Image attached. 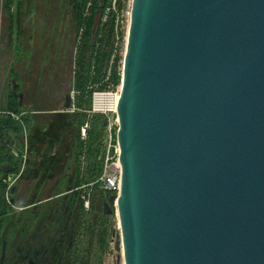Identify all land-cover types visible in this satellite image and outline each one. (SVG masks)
Segmentation results:
<instances>
[{"label":"water","instance_id":"1","mask_svg":"<svg viewBox=\"0 0 264 264\" xmlns=\"http://www.w3.org/2000/svg\"><path fill=\"white\" fill-rule=\"evenodd\" d=\"M117 116L124 264H264V0H132Z\"/></svg>","mask_w":264,"mask_h":264},{"label":"rangeland","instance_id":"2","mask_svg":"<svg viewBox=\"0 0 264 264\" xmlns=\"http://www.w3.org/2000/svg\"><path fill=\"white\" fill-rule=\"evenodd\" d=\"M72 1L15 0L11 8L7 10V0H0V93L2 95L0 111H10L8 99L12 94L11 81L17 78L20 86L19 93L24 94L23 111L29 112V115L24 118L28 126L29 144L33 131L40 128L46 129L50 127L49 124L57 125L58 119L54 112L64 113L66 95H71L73 92L75 57L81 35L73 19ZM131 7L132 0H127L121 8L117 6V13L120 16L119 19L116 17L114 37L117 38L122 63L126 50ZM30 118L29 124L27 120ZM69 134L72 137L73 132ZM66 136L68 137V129L60 134L62 138ZM44 148L46 145L37 148L38 153L35 156L38 157ZM3 155H0V160ZM35 156L30 154L28 157L25 173L29 168L30 173L21 175L18 189L22 188L24 191L35 185V188H40L39 195L43 198L44 195L49 194L51 190L49 187L56 183L58 178L48 176L41 169L36 172L35 167L38 162L40 164L41 159ZM7 164L9 163L0 162L1 202L9 197V189L2 182L4 167ZM43 176H46V179L39 184L37 179ZM26 194V198L23 196L19 202H16L18 204L16 208L23 207L22 203L25 206L34 203L30 201L31 193ZM112 224V236H114L112 249L108 252L109 254L106 253L104 257H101L100 262L124 264L121 232L116 216L113 217Z\"/></svg>","mask_w":264,"mask_h":264},{"label":"trees","instance_id":"3","mask_svg":"<svg viewBox=\"0 0 264 264\" xmlns=\"http://www.w3.org/2000/svg\"><path fill=\"white\" fill-rule=\"evenodd\" d=\"M110 2L111 0H73L71 2L74 12L73 19L81 35L76 50L73 81L75 112L70 113V109H68L66 113L57 114L58 122L56 126L50 124L48 129L40 128V130L33 131L35 134L31 133L30 136V154L33 157L38 153L37 148L46 145V148L38 156L41 162L40 164L38 162L40 167L36 171L39 172L41 169L45 173L49 167L57 163L60 165L64 161L65 154L54 152L63 142H66L64 138L60 137V134L68 129V148L69 146L73 148L70 157L74 163V189L86 186L85 189L92 194V206L96 204L97 197L100 196L98 193L99 186L93 185L91 187L90 185L94 184L103 172V141L107 122L104 116L90 114L92 96L96 90L121 85L123 67V59L119 53L117 38L114 37L116 16L110 14L108 20L105 23L102 22ZM126 2L127 0H118V6L121 8ZM14 3L15 0H7V10ZM8 100L10 112L20 113L23 111V108L19 107L18 99H15L13 94L9 95ZM27 121L30 124L31 118ZM86 125L88 126L87 138L82 139L81 128ZM15 131H18V128L12 120L4 118L0 120V138L2 140L9 138ZM71 131L73 132L72 137L69 134ZM3 151L4 149L0 148V155L3 154ZM1 158L0 162H9L10 159L5 155ZM29 169L26 174L30 173ZM70 169L72 167H69ZM80 194L81 192H76V196L80 201V208L84 210V203L80 200ZM12 212L13 207L10 204L0 201V246L2 245L6 223L11 219L10 213ZM87 215H90V213L84 214V217H87ZM113 217H115V214L105 216L99 227L104 256L108 251L109 239L112 236ZM87 264H89L88 261ZM99 264H102V262Z\"/></svg>","mask_w":264,"mask_h":264},{"label":"flooded vegetation","instance_id":"4","mask_svg":"<svg viewBox=\"0 0 264 264\" xmlns=\"http://www.w3.org/2000/svg\"><path fill=\"white\" fill-rule=\"evenodd\" d=\"M58 148L54 153L65 154L64 161L60 165L57 163L49 167L46 172L48 176L58 178L57 182L49 187L51 189L49 194L44 195L43 198L39 195L40 188H35V185L24 190V192L31 193L29 197H32V200L30 201L34 203L28 206L24 204L25 207L20 208H15V205L23 193L22 188L18 189L22 178L18 176L22 167L16 165L17 163L10 155L7 156L10 158L8 163L14 171L11 173L4 171L2 179L9 175L16 176L14 182L17 186V197L14 203L9 197L4 199V203L13 207V212L10 213L11 219L6 223L3 232L0 264H87V261L89 264H99L101 257H104L99 227L105 216L115 214H108L115 208L114 204L108 202L112 195L102 189L100 176L94 184L90 185L91 187L99 186L98 193L100 194L96 204L92 206V194L85 189L86 186L74 189V163L70 157L73 148L70 146V149L68 146ZM38 167H40L39 164L35 169H39ZM69 167L72 169L69 170ZM22 175H27L25 169ZM40 177L37 179L39 184L46 179V176ZM61 182L62 187L59 189L58 185ZM77 191L81 192L80 200L83 203V197L90 200L89 210L85 209V205L84 210L80 208V201L76 196ZM106 204L110 209H105ZM87 213L90 215L84 217ZM85 220L87 221L84 222ZM113 238L114 236H111L109 239L107 254L112 249Z\"/></svg>","mask_w":264,"mask_h":264},{"label":"built area","instance_id":"5","mask_svg":"<svg viewBox=\"0 0 264 264\" xmlns=\"http://www.w3.org/2000/svg\"><path fill=\"white\" fill-rule=\"evenodd\" d=\"M117 6L118 0H111L103 16V23L108 20L110 14H116L115 16L119 19L120 15H118L117 13ZM120 94L121 85L117 87L109 86L107 89L94 91L90 110V114L104 116L107 119L103 141V172L100 177V182L102 185V189L109 192L112 196H118L120 194L121 187V166L119 162V146L117 141V111ZM71 95L72 107L70 108L69 112L73 113L75 112V108L73 105L75 92L73 91ZM0 98H2L1 93ZM27 115H29V112L27 111H22L20 113H13L8 110L0 111V120H2L3 118L12 120L18 128V131H15L9 137L10 141L14 143V146H11V144H7L6 147H2V143H5L6 140H2L0 138V148L4 149L3 154L6 157L10 155V157L14 161H16L17 165H20V167H22L21 172H19L18 178H20V176L22 175V172L28 164V157L30 156L29 135L27 133L28 126L24 119ZM87 131V125L81 128L82 139L87 138ZM8 189L10 191V188ZM83 200L85 209L89 210L90 200L85 199V197H83Z\"/></svg>","mask_w":264,"mask_h":264},{"label":"crops","instance_id":"6","mask_svg":"<svg viewBox=\"0 0 264 264\" xmlns=\"http://www.w3.org/2000/svg\"><path fill=\"white\" fill-rule=\"evenodd\" d=\"M64 109H65V108H64ZM64 112H68L67 109H65ZM57 113L60 114L58 111L54 112V114H56V115H57ZM46 123H49V122H46ZM49 125H50V124H49ZM64 141H66V142H63V144H61V145L59 146V148H61L62 146H64V147H65V146H68V137H67V136L64 138ZM59 148H58V149H59ZM60 187H62V182L60 183V185H58V188H59V189H60ZM63 187H64V184H63ZM26 193H27V191H26L25 193H24V191H23V193H22V197L24 196V197L26 198V197H27V194H26ZM32 193H33V192H32ZM22 197H21V198H22ZM21 198H20V199H21ZM3 201H5V200L3 199ZM18 202H19V200H18ZM12 205H13V204H12ZM17 205H18V204H17ZM17 205H15V208H16ZM21 205L23 206L24 203H22Z\"/></svg>","mask_w":264,"mask_h":264}]
</instances>
